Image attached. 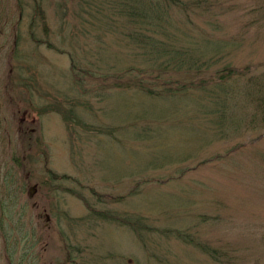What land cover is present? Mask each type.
Here are the masks:
<instances>
[{
    "label": "rangeland",
    "instance_id": "374dc122",
    "mask_svg": "<svg viewBox=\"0 0 264 264\" xmlns=\"http://www.w3.org/2000/svg\"><path fill=\"white\" fill-rule=\"evenodd\" d=\"M124 2L0 0V264H264V0L174 8L147 40ZM158 39L213 64L175 96L93 79ZM101 212L158 229L141 244Z\"/></svg>",
    "mask_w": 264,
    "mask_h": 264
},
{
    "label": "trees",
    "instance_id": "16d2710c",
    "mask_svg": "<svg viewBox=\"0 0 264 264\" xmlns=\"http://www.w3.org/2000/svg\"><path fill=\"white\" fill-rule=\"evenodd\" d=\"M124 3L127 4H114L111 6L110 9L113 11V15L116 16L122 25L123 22L135 26H138L139 24L144 25L140 27V29L137 27L138 31L131 30L127 36L135 40H139L137 37L147 40L146 37H142L146 20L150 22L148 26H151L152 30L160 29L162 27L161 16L164 15L169 17V12L172 11V9L178 8L186 12L188 9L191 11L195 9L208 11L209 7H211V4L213 3V0H128V2ZM177 12L178 14L180 13V11ZM168 24H170V22L166 23V25ZM130 28L131 27L128 29ZM161 34H164L168 38H175L174 35L171 34L166 28L160 31L159 35ZM138 43L147 44L146 41L142 40L138 41ZM152 43L153 44L151 46L148 45L150 46L149 50L139 52L140 54L138 56H142L141 64H131L127 66L126 69H121L122 71L119 70L117 72L110 71L109 73H106V71H102L101 74L94 75L93 79H96L99 84L109 82L110 86H114L119 89H126L129 88L130 85L134 84L137 86L140 92L151 97H163L166 95L175 96L176 94L181 93L180 91L185 90L189 86L190 81L187 84L181 83V81L184 83L186 76L190 74L196 75L198 73H202L203 71H206L204 69L209 66L208 64H213V61L209 58L204 60L195 58L194 54H189L188 47H177L171 44L172 41L170 42V45L168 44L167 46H163V42L160 39ZM199 62L202 65H199ZM194 66L196 69H192ZM241 70L247 69H239V71ZM236 71L237 69H230L229 66H226L225 68L217 70L214 73V78L212 81H221V84H224V82H226L225 78L229 77ZM121 73L127 75L128 80L123 79ZM168 73L172 74L168 75ZM201 79L202 81L205 80L204 77ZM257 87H261V85H257ZM258 91L261 92V88ZM32 138L23 142V152H29L31 148L33 149V144L37 143L35 139L32 141ZM14 160L17 165L23 161L22 158L16 159V156L14 157ZM53 176L54 178H58V176L55 174H53ZM89 210L91 212H97V210L93 208H90ZM101 216H107V218L117 220L119 224L129 227L137 236L139 241H141V244H144L141 233L142 229L147 232L156 231L158 229L155 227H148L149 225L144 223L141 218L121 219L119 216L112 214L107 215L103 214V212H101ZM167 231L168 232L166 234H172L176 238H181V240L184 242L198 247L205 253H208L213 260L218 261L216 256H213L211 252H207L208 249L205 247L206 245L204 243L195 241L193 237L177 229Z\"/></svg>",
    "mask_w": 264,
    "mask_h": 264
},
{
    "label": "water",
    "instance_id": "95a60500",
    "mask_svg": "<svg viewBox=\"0 0 264 264\" xmlns=\"http://www.w3.org/2000/svg\"><path fill=\"white\" fill-rule=\"evenodd\" d=\"M33 190H34V187H33ZM31 191H32V189H31ZM32 194H33V192L30 193V196H32Z\"/></svg>",
    "mask_w": 264,
    "mask_h": 264
}]
</instances>
